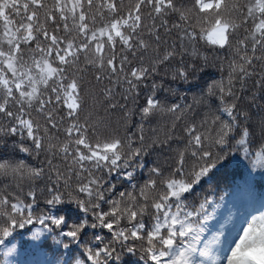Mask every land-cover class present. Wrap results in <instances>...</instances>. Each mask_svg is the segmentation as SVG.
<instances>
[{"label":"snow or ice","instance_id":"6c2138e0","mask_svg":"<svg viewBox=\"0 0 264 264\" xmlns=\"http://www.w3.org/2000/svg\"><path fill=\"white\" fill-rule=\"evenodd\" d=\"M0 256L264 264V0H0Z\"/></svg>","mask_w":264,"mask_h":264},{"label":"trees","instance_id":"16d2710c","mask_svg":"<svg viewBox=\"0 0 264 264\" xmlns=\"http://www.w3.org/2000/svg\"><path fill=\"white\" fill-rule=\"evenodd\" d=\"M219 55H223L222 53ZM212 59H214V57H211ZM219 66L220 63L217 60L216 61V67H209L206 70V74L203 77V79H209V78H216L218 79L220 77V71H219ZM226 74V71H225ZM181 91H184L183 86L181 87ZM198 89H192L191 91L188 92L187 97H186V103H192V93L193 92H197ZM141 102H143V100L141 99ZM107 106L104 104H100L98 105L93 112V120L97 121L100 125H104L106 123H111V126L113 128H116L120 131L121 134H124L126 131H135L136 130V123L133 122L130 125V129H125L122 126V122L121 125L117 124V121L119 120V116L120 113L119 112H110L108 110H106ZM255 111V110H253ZM166 121L164 120H153L152 122L148 123L145 125V134L148 137H152L154 135H158L161 138H163V129H164V125H165ZM153 129H155V132L153 131ZM157 154L153 153L150 157H148V160L151 161L153 159H156ZM20 240H23V237L18 238ZM23 251V250H21ZM3 256H0V261H3Z\"/></svg>","mask_w":264,"mask_h":264}]
</instances>
